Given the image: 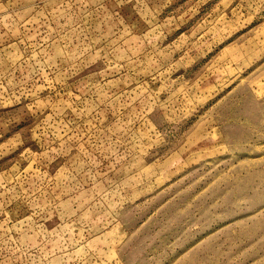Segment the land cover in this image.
<instances>
[{"label":"rangeland","instance_id":"374dc122","mask_svg":"<svg viewBox=\"0 0 264 264\" xmlns=\"http://www.w3.org/2000/svg\"><path fill=\"white\" fill-rule=\"evenodd\" d=\"M0 264H264V0H0Z\"/></svg>","mask_w":264,"mask_h":264}]
</instances>
